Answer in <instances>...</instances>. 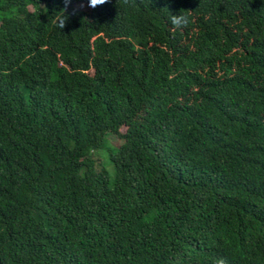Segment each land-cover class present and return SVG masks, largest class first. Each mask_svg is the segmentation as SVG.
I'll use <instances>...</instances> for the list:
<instances>
[{"label": "trees", "instance_id": "1", "mask_svg": "<svg viewBox=\"0 0 264 264\" xmlns=\"http://www.w3.org/2000/svg\"><path fill=\"white\" fill-rule=\"evenodd\" d=\"M87 4L0 0V264H264V0Z\"/></svg>", "mask_w": 264, "mask_h": 264}, {"label": "clouds", "instance_id": "2", "mask_svg": "<svg viewBox=\"0 0 264 264\" xmlns=\"http://www.w3.org/2000/svg\"><path fill=\"white\" fill-rule=\"evenodd\" d=\"M70 2V0H65V3L67 4ZM108 0H88L87 6L90 8L95 9L98 6H102L105 3H107ZM117 2L120 4L121 7L124 6H132V0H117ZM187 22V18L184 15H173L171 17V24L177 27L183 26ZM63 27V25H61ZM216 264H226V261L224 258H219L216 261Z\"/></svg>", "mask_w": 264, "mask_h": 264}, {"label": "rangeland", "instance_id": "3", "mask_svg": "<svg viewBox=\"0 0 264 264\" xmlns=\"http://www.w3.org/2000/svg\"><path fill=\"white\" fill-rule=\"evenodd\" d=\"M80 7H84V6H80ZM103 166H105V168L107 169L108 171V175H109V182L112 181L113 179V167L110 163L107 162V160L105 158H103Z\"/></svg>", "mask_w": 264, "mask_h": 264}]
</instances>
